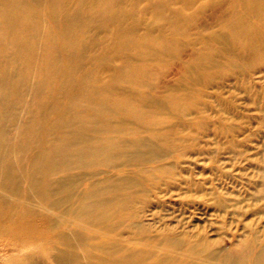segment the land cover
<instances>
[{
    "label": "bare ground",
    "instance_id": "1",
    "mask_svg": "<svg viewBox=\"0 0 264 264\" xmlns=\"http://www.w3.org/2000/svg\"><path fill=\"white\" fill-rule=\"evenodd\" d=\"M130 1L132 7H126ZM150 1V25H158L169 0ZM181 1L185 5L191 0ZM134 3L0 0V198L15 196L22 205L36 199L48 207L52 214L43 217L44 222L53 221L49 227L62 229L63 257L71 261L264 264V243L252 240L230 254L214 249L204 238L161 236L151 243L141 234L138 242H145L138 246L110 244L94 234L116 233L129 220L134 203L171 170V162H152L167 159L180 134L174 127H153L166 124L194 97L170 93L157 99L148 88L147 60L174 50L176 35L182 33L183 9L173 10L164 21L171 36L150 31L138 35L131 30L139 21ZM229 5L233 14L224 32L210 39L220 43L222 51L238 43L252 55L264 56V0H229ZM248 11L253 22L246 17ZM133 14L136 19L128 22ZM93 23L109 35L110 50L93 53L84 42L83 33ZM212 47L207 41L193 64L211 61ZM123 51L127 55L116 69L111 63ZM134 57L142 62L134 64ZM120 165L127 171L114 177ZM63 203L70 206L58 210ZM53 209L66 219L59 220ZM17 219L13 222L21 226ZM45 231L38 236L49 238L52 233ZM32 233L17 230L8 238L22 241L19 248L28 247L26 241L35 238Z\"/></svg>",
    "mask_w": 264,
    "mask_h": 264
},
{
    "label": "rangeland",
    "instance_id": "2",
    "mask_svg": "<svg viewBox=\"0 0 264 264\" xmlns=\"http://www.w3.org/2000/svg\"><path fill=\"white\" fill-rule=\"evenodd\" d=\"M183 3L169 0L165 9L164 21L173 10L182 8L184 13L174 50L147 60L151 70L148 88L155 98L170 93L194 96L190 104L185 100L187 106L166 124L153 127H174L180 134L167 159L152 162H171V170L163 172L145 197L133 204L129 220L116 233L94 234L110 244L138 246L145 242H138L136 236L141 234L151 243L161 236H180L187 241L204 238L214 249L235 254L246 240L264 243V56H254L238 43L222 51L220 43L210 39L224 32L233 14L229 0ZM124 5L132 7V2ZM150 5V0H135L139 21L132 33L171 36L172 30L164 21L150 25ZM136 17L133 14L126 19L131 22ZM246 17L255 20L251 11ZM83 39L93 53L111 49L109 35L96 23L85 30ZM207 41L213 45L212 60L198 67L193 64L196 53ZM126 55L127 51L116 55L111 65L117 69ZM132 60L134 64L142 62L139 57ZM101 75L106 77L107 72ZM124 167L116 166L113 176H123L127 171ZM24 204L15 196L0 198V264H91L63 257L62 229L49 227L53 221L44 222L43 217L52 214L48 207L36 199ZM63 204L57 209L70 206ZM58 210L63 221L66 215ZM11 217H20L21 226ZM17 230L36 232L32 233L35 238L26 241L28 247L19 248L22 241L8 238ZM45 230L52 233L51 240L38 236Z\"/></svg>",
    "mask_w": 264,
    "mask_h": 264
}]
</instances>
